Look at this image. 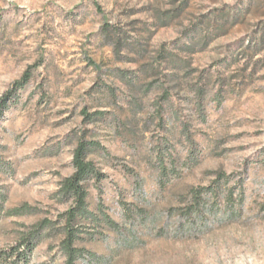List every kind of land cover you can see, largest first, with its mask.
Segmentation results:
<instances>
[{
	"label": "rangeland",
	"instance_id": "obj_1",
	"mask_svg": "<svg viewBox=\"0 0 264 264\" xmlns=\"http://www.w3.org/2000/svg\"><path fill=\"white\" fill-rule=\"evenodd\" d=\"M7 94L0 252L51 223L18 264H66L81 138L118 228L77 264H264V0H0Z\"/></svg>",
	"mask_w": 264,
	"mask_h": 264
},
{
	"label": "trees",
	"instance_id": "obj_2",
	"mask_svg": "<svg viewBox=\"0 0 264 264\" xmlns=\"http://www.w3.org/2000/svg\"><path fill=\"white\" fill-rule=\"evenodd\" d=\"M9 100L10 97L7 94L0 101V120L8 107ZM91 144L93 143L83 138L79 140L73 155L74 172L61 182L58 190L62 200L72 201L70 207L60 215L61 230H63L61 249L66 257V264H77L79 258L87 252L79 244L88 238L93 239L94 234H97L100 229L118 228V223L101 206L97 211L91 208L89 197L92 183L101 182L106 177L102 169L89 158ZM25 208L27 210L28 207ZM50 224L49 221L41 223L36 231L29 233L10 253L0 252V262L18 264L20 260L27 261L35 247V241L42 237V231ZM92 228L93 231H91ZM22 246L26 248V251H20Z\"/></svg>",
	"mask_w": 264,
	"mask_h": 264
}]
</instances>
